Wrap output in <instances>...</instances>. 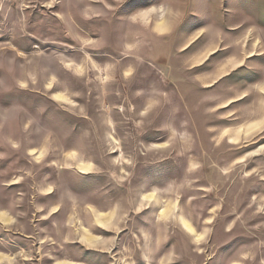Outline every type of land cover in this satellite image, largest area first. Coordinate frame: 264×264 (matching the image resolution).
<instances>
[{"label":"rangeland","instance_id":"1","mask_svg":"<svg viewBox=\"0 0 264 264\" xmlns=\"http://www.w3.org/2000/svg\"><path fill=\"white\" fill-rule=\"evenodd\" d=\"M0 264H264V0H0Z\"/></svg>","mask_w":264,"mask_h":264}]
</instances>
